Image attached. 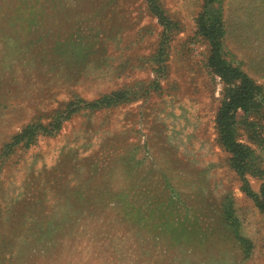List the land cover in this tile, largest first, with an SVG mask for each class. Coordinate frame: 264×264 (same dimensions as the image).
<instances>
[{
  "label": "rangeland",
  "instance_id": "rangeland-1",
  "mask_svg": "<svg viewBox=\"0 0 264 264\" xmlns=\"http://www.w3.org/2000/svg\"><path fill=\"white\" fill-rule=\"evenodd\" d=\"M158 2L168 30L146 0H0V264H264L245 191L264 185V0L220 5L223 58L260 89L234 116L243 177L218 142L204 0ZM120 91L135 98L6 150Z\"/></svg>",
  "mask_w": 264,
  "mask_h": 264
},
{
  "label": "trees",
  "instance_id": "trees-1",
  "mask_svg": "<svg viewBox=\"0 0 264 264\" xmlns=\"http://www.w3.org/2000/svg\"><path fill=\"white\" fill-rule=\"evenodd\" d=\"M149 11L153 13L162 26L167 27V30L172 27L170 22L165 17L158 0H146ZM222 0H204L203 10L197 19L198 33L204 38L209 45V57L207 59V67L225 83L224 100L218 110L216 116V129L218 134V142L221 147L230 154V166L239 175L244 176L252 168L251 151L242 145L236 138L234 129V116L238 110L245 112L249 111L255 103L259 93V87L249 79L238 68L230 65L224 58L222 53L221 39L224 35V24L222 20V10L220 8ZM160 57L164 56V52L158 53ZM135 98L129 92H115L108 96H104L97 101L84 103L76 100L70 103L64 112L58 113L55 120L47 127L41 125L28 126L19 134L15 135L12 142L6 145L7 151L22 142L31 141L37 132L52 133L59 127L61 121L67 119L73 114L80 105L83 109L96 111L100 109L111 108L121 103H126ZM9 153V152H7ZM11 153V152H10ZM246 186V185H245ZM246 193L254 198L257 208L264 214V185L261 187L259 195L249 192L245 188ZM230 217L227 212L225 220Z\"/></svg>",
  "mask_w": 264,
  "mask_h": 264
}]
</instances>
